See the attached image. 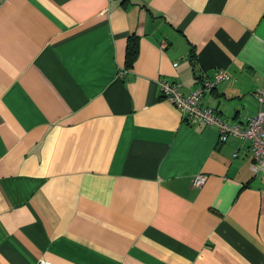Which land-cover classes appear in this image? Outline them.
I'll list each match as a JSON object with an SVG mask.
<instances>
[{"label":"crops","instance_id":"1","mask_svg":"<svg viewBox=\"0 0 264 264\" xmlns=\"http://www.w3.org/2000/svg\"><path fill=\"white\" fill-rule=\"evenodd\" d=\"M221 69L201 102L244 126L264 110V0H0V264H264L249 141L159 88Z\"/></svg>","mask_w":264,"mask_h":264},{"label":"built area","instance_id":"2","mask_svg":"<svg viewBox=\"0 0 264 264\" xmlns=\"http://www.w3.org/2000/svg\"><path fill=\"white\" fill-rule=\"evenodd\" d=\"M161 46L165 48L167 42L163 41ZM122 70L121 77L128 72L127 69ZM228 78V73L221 69L216 72L212 80H203L196 89L189 93L184 92L181 83L167 79L159 81V88L162 96L169 99L190 124L204 123L216 127L222 141H226L230 136H239L248 140L252 157L251 168L255 175H264V110L260 109L256 115L242 126L226 122L214 108L205 106L201 102V98L205 93L211 91L218 82ZM254 94L260 105L264 106V88L257 89ZM206 180L207 176L205 174H197L193 177V185L200 187Z\"/></svg>","mask_w":264,"mask_h":264},{"label":"trees","instance_id":"3","mask_svg":"<svg viewBox=\"0 0 264 264\" xmlns=\"http://www.w3.org/2000/svg\"><path fill=\"white\" fill-rule=\"evenodd\" d=\"M139 53V38L138 36L131 35L128 40V46L126 51V66L131 68Z\"/></svg>","mask_w":264,"mask_h":264}]
</instances>
